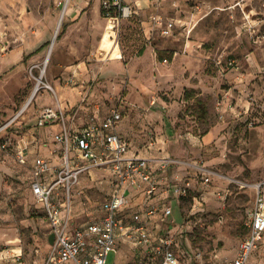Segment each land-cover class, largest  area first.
Returning a JSON list of instances; mask_svg holds the SVG:
<instances>
[{"label":"rangeland","instance_id":"rangeland-1","mask_svg":"<svg viewBox=\"0 0 264 264\" xmlns=\"http://www.w3.org/2000/svg\"><path fill=\"white\" fill-rule=\"evenodd\" d=\"M146 1L155 14L111 21L118 58H111L113 49L108 52L103 45L110 20L99 13V0L0 2V126L21 110L37 78L51 85L41 87L0 132V142L6 137L11 142L0 148V247L21 244L31 264L40 262L35 247L42 256L48 250L49 225L29 192V171L11 147L25 134L50 139L54 128L34 123L43 106L59 105L56 84L71 93L73 111L83 119L118 109L119 128L125 125L123 134L135 148L172 158V175L188 177L190 195L181 198V205L176 197L168 199L181 250L189 244L204 259H232L245 235L246 210L254 203L257 184L264 193V0ZM67 8L80 11V18L70 20ZM153 16L172 22L171 31L144 28L140 19ZM17 51L23 55L14 56ZM158 53L167 61H159ZM73 189L72 225L98 217L104 193L96 182L84 176ZM193 195L203 197L205 212L186 218ZM122 254L110 251L107 264L127 260ZM251 261L264 264V241Z\"/></svg>","mask_w":264,"mask_h":264},{"label":"built area","instance_id":"built-area-1","mask_svg":"<svg viewBox=\"0 0 264 264\" xmlns=\"http://www.w3.org/2000/svg\"><path fill=\"white\" fill-rule=\"evenodd\" d=\"M99 7L110 21L127 19L134 13L130 0H99ZM154 20L163 33L171 31L172 22L163 23L159 17ZM0 50L4 48L0 46ZM37 82L36 79L26 105L41 87L51 88L41 77L40 83ZM19 112L0 126V132ZM69 119L68 111L59 105L43 106L34 126L56 125L47 152L38 151L39 146L48 144L33 133L19 136L11 147L16 160L29 171V192L40 204L49 225L47 252L42 256L38 247L33 249L40 257L38 264H107L110 251L127 255V260L119 264H189L191 261L192 264H253L251 256L264 241V193L260 184L256 185L253 205L246 210V232L235 256L227 261L204 259L189 244L183 251L175 242L179 226L169 217L173 210L168 199L176 197L181 205V198L190 195L191 183L188 177L164 178L163 173L174 162L172 158H148L132 152L129 140L117 130L122 116L116 108L102 118L91 116L81 125L68 123ZM10 144L6 137L0 148H8ZM96 172L103 174L98 176ZM84 176L96 182L104 199L98 217L73 226V187ZM201 179L205 183L209 181L206 171ZM191 198L186 218L205 212L203 197ZM50 233H53L52 243L48 241ZM187 248L190 251L186 252ZM0 264L31 263L25 259L22 245L15 242L0 247Z\"/></svg>","mask_w":264,"mask_h":264},{"label":"crops","instance_id":"crops-1","mask_svg":"<svg viewBox=\"0 0 264 264\" xmlns=\"http://www.w3.org/2000/svg\"><path fill=\"white\" fill-rule=\"evenodd\" d=\"M148 1H150V2L152 1L153 2L155 0H148ZM0 2H1V5H2V0H0ZM134 2H135L134 3L135 5L133 6L134 13L143 15L144 17L147 16V14H151V15L155 14L154 11H150L149 3L146 0H135ZM66 11L68 12L67 14H68L70 20L73 21V20H76L77 18H80L79 17L80 11H78V12L77 11H70L69 8H67ZM99 13H100V9H99ZM153 17L157 18L158 16H153ZM140 21H141V24L143 25L144 28H149V25L152 28H153V26H157V23H155V20H153L152 18H151V20H147V19L144 18V19H140ZM74 23L75 22H73L72 24H74ZM151 24H153V25H151ZM18 52L19 51L14 53V56L23 55V51H21V53H18ZM67 92L68 91H66V89H63L61 86H58V84H56V88L54 89V94H55V98H56V103L55 104H59L60 107L64 108L66 111H68V119L72 117L71 120L70 119L68 120L69 121L68 123H75V125H81L88 119V117H85L83 119L82 116H77L76 115V114H78L79 111L76 110V109H75L76 111H73L74 106H75L73 104L74 100H72L71 97H70L71 93H69V95H68ZM67 101L69 103H67ZM75 117H77V119H75ZM100 118H102V117H100ZM52 127L56 128V125H54ZM43 128L46 129L47 127H43ZM117 130L123 137H125L126 139L129 140V142L131 144V151L132 152H135V153H137V154H139L141 156L148 157V158H157L156 156L149 154L148 153V149H146V148L145 149L144 148H139V147L135 148L136 146L133 145V140L123 134L124 131L126 130L124 124L121 125V128H119V125H118ZM26 135H28V134H26ZM45 135H47V134H45ZM49 135H50V139H48V137H46V136L39 137L41 139V141H46V143L48 144V145L39 146L37 148L39 152L46 153L47 150H48V147L51 146V140H52L51 139V132L49 133ZM31 156L32 155H30V158H31ZM169 168L166 169L165 173H163L164 178H166V180H169V179L171 180L173 178V176H174V175H172V172L170 171Z\"/></svg>","mask_w":264,"mask_h":264},{"label":"bare ground","instance_id":"bare-ground-1","mask_svg":"<svg viewBox=\"0 0 264 264\" xmlns=\"http://www.w3.org/2000/svg\"><path fill=\"white\" fill-rule=\"evenodd\" d=\"M68 2H69V0H66V5L68 4ZM64 8H66V7H64ZM61 19H62V15H60L58 20L56 21L54 32H53V35H52V38H51V44L48 47L47 52H46L45 57H44V65H47L49 60H50V54H51L52 49H53V45H54V42H55V37H56L57 31L59 29V25H60ZM112 29H113V24H112L111 21H108V24L106 26V30H105L104 35H103V45L106 47L108 52L113 49L112 50L113 52L111 53V58H118L120 56V54L118 52H115L114 43L110 39V35H111ZM43 72H44V70L41 71V75H43ZM37 81H38L37 84H39L40 83V77L37 78ZM33 97H34V94L32 95V98ZM26 106H27L26 103H24L21 108L25 109Z\"/></svg>","mask_w":264,"mask_h":264},{"label":"trees","instance_id":"trees-1","mask_svg":"<svg viewBox=\"0 0 264 264\" xmlns=\"http://www.w3.org/2000/svg\"><path fill=\"white\" fill-rule=\"evenodd\" d=\"M100 14L102 15V16H106V13H104V11L100 8ZM65 26L63 25L62 26V31L61 32H63V28H64ZM60 35H61V33H59L58 35H57V38L58 37H60ZM41 49V46L40 47H38L35 51H33V52H37V51H39ZM171 55H172V52H170V53H168V56H167V58L169 59V60H171L172 58H171ZM164 58H166V57H164V56H162V55H159V53H158V55H157V59L159 60V61H162Z\"/></svg>","mask_w":264,"mask_h":264},{"label":"water","instance_id":"water-1","mask_svg":"<svg viewBox=\"0 0 264 264\" xmlns=\"http://www.w3.org/2000/svg\"><path fill=\"white\" fill-rule=\"evenodd\" d=\"M48 241H49V243H52L53 242V233H50L49 234Z\"/></svg>","mask_w":264,"mask_h":264}]
</instances>
